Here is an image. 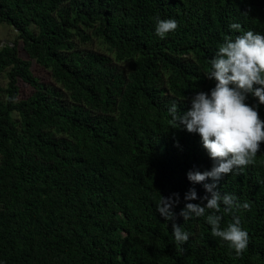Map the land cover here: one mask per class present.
I'll return each mask as SVG.
<instances>
[{
	"label": "trees",
	"instance_id": "obj_1",
	"mask_svg": "<svg viewBox=\"0 0 264 264\" xmlns=\"http://www.w3.org/2000/svg\"><path fill=\"white\" fill-rule=\"evenodd\" d=\"M156 17L177 29L161 38ZM2 23L22 42L0 48V264H264V142L216 182L250 205L216 213L249 233L237 257L212 236L213 210L179 215L207 203L213 181L187 173L212 160L169 113L215 86L211 58L242 34L231 23L264 34V0H0ZM174 194L169 221L157 206ZM173 223L190 236L179 247Z\"/></svg>",
	"mask_w": 264,
	"mask_h": 264
},
{
	"label": "clouds",
	"instance_id": "obj_2",
	"mask_svg": "<svg viewBox=\"0 0 264 264\" xmlns=\"http://www.w3.org/2000/svg\"><path fill=\"white\" fill-rule=\"evenodd\" d=\"M155 21L156 34L161 38L178 27L175 19L156 17ZM229 27L240 30L242 34L236 35L235 39L225 36L211 58V68L205 75L215 81V86L210 92L198 91L191 98V107L183 114L176 102L172 103L169 113L179 127L183 125L189 133L200 136L212 160L210 170L196 169L187 173L193 183L211 178L213 183L204 184L206 191L211 193L202 198L207 203H187L179 215L188 220L193 215L205 216L206 209L213 210V214L206 216L212 236L228 242L239 257L249 245V233L241 227L238 216L222 227L223 216L216 213L220 212L221 204L224 205V212L228 213L241 207L248 209L250 205L247 202L240 204L231 193L221 194L216 190V182L225 175H239L244 167L252 164L264 142V119L259 113V106L264 104V34L242 31L239 23H231ZM249 94L258 98L257 104L247 103ZM174 195L176 200L164 197L157 206V210L169 221H174L177 215L173 204L179 203V194ZM185 199H197L195 188L186 193ZM172 228L174 243L178 247L189 240V233L183 231L180 224L173 223Z\"/></svg>",
	"mask_w": 264,
	"mask_h": 264
},
{
	"label": "rangeland",
	"instance_id": "obj_3",
	"mask_svg": "<svg viewBox=\"0 0 264 264\" xmlns=\"http://www.w3.org/2000/svg\"><path fill=\"white\" fill-rule=\"evenodd\" d=\"M16 41L22 42V40L19 39L18 31L14 29L13 26L7 23H2L0 26V48L5 44L14 45ZM7 81L8 79L5 75H0V87H6Z\"/></svg>",
	"mask_w": 264,
	"mask_h": 264
}]
</instances>
